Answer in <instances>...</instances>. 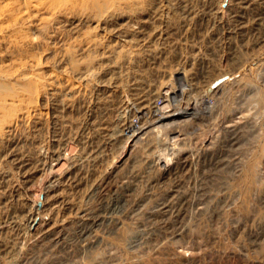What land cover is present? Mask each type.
Masks as SVG:
<instances>
[{
	"label": "rangeland",
	"instance_id": "1",
	"mask_svg": "<svg viewBox=\"0 0 264 264\" xmlns=\"http://www.w3.org/2000/svg\"><path fill=\"white\" fill-rule=\"evenodd\" d=\"M19 26L0 264H264V0H64Z\"/></svg>",
	"mask_w": 264,
	"mask_h": 264
},
{
	"label": "bare ground",
	"instance_id": "2",
	"mask_svg": "<svg viewBox=\"0 0 264 264\" xmlns=\"http://www.w3.org/2000/svg\"><path fill=\"white\" fill-rule=\"evenodd\" d=\"M63 1L64 0H0V39H2L3 41L8 40L9 44H11V43L15 44L16 42L21 40L22 37H24V32H22L23 30L21 29V27L19 25L21 23H23L25 21V19H27L31 16H34L36 13H40V11L41 12H43V11L52 12L54 7L57 4L62 3ZM7 88L8 87L4 86L3 83L0 81V116H8L7 115V114H9L8 113V107H11V106L13 107V103L15 102V100L17 101V100H21L23 98V96L21 94H19L18 91H13L12 93H9V89H8V92L5 91L4 89H7ZM173 89L174 88L172 85H168L166 88H164V91L163 90L162 91L165 94L169 95V93ZM176 89H177V87H176ZM176 96H177V92H176ZM8 101H10V103ZM166 104H167V102H166ZM166 104L164 105V108H165V106L166 107L168 106ZM158 115H159V113H158ZM154 117H155V115H154ZM166 118H168V117H164V116L158 117L155 120V122L152 124L153 128L151 131L155 133V132L160 131V128H162L164 126H168L169 123H166V124L163 123V121ZM171 123H173V121ZM140 126L138 127V129L134 130V132L131 134V136H129L131 141L135 140V143L138 141H141V139H143L142 131L144 130V128L142 126L141 129H139ZM129 127H130V125H129ZM173 130H174V128H173ZM144 133H146V132L144 131ZM170 150H171V148H170ZM159 151H161V150L159 149ZM164 151H165V149H164ZM158 154L160 155L161 159L164 160V164H162V165L163 166L168 165L169 164L168 162L171 159V157L169 158L165 154V152L163 153V151L159 152ZM158 154H157V156H158ZM162 165H160V166H162Z\"/></svg>",
	"mask_w": 264,
	"mask_h": 264
}]
</instances>
